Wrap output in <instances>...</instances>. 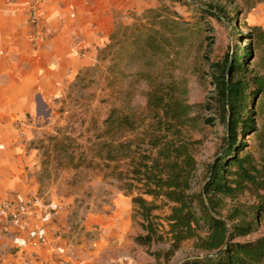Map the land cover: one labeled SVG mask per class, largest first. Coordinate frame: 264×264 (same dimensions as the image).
<instances>
[{
    "label": "rangeland",
    "instance_id": "374dc122",
    "mask_svg": "<svg viewBox=\"0 0 264 264\" xmlns=\"http://www.w3.org/2000/svg\"><path fill=\"white\" fill-rule=\"evenodd\" d=\"M113 1L115 8L107 25L101 26L96 43L86 47L90 51L88 62L66 84L60 96L48 103L38 100L36 110L22 118V150L31 156L37 196L53 205L50 209L45 207L51 221L42 215L40 227L64 251L53 254L56 264H70L65 259L79 264H181L196 252L193 241H186L172 256L166 255L170 251L167 203L158 201L159 207L154 212L159 239L149 247L136 244L135 237L144 232L141 221L134 215L130 196L119 190L115 181L104 179L95 170L72 169L63 160L57 164L52 157L62 156L46 149L48 138L68 135L81 143L93 133L92 128L87 131L91 122H95V128L100 127L112 107H124V112L141 116L149 90L147 84L141 79L121 77L120 89L127 93L109 100L105 77L112 61L119 59L122 64L117 69H124L127 74L144 68L142 62L133 61L136 57L131 45L152 35L154 42L166 51L152 61L151 71L157 76L184 81L188 102L195 106L189 113L186 134L196 141L193 189L198 191L206 167L220 150L224 136L222 127L211 122L217 109L211 106L213 85L207 82L209 68L220 63L226 54L232 55L251 45V56L245 64L247 72L264 75V43L257 41L252 31L257 27L264 32V0H192L195 4L188 3L189 0ZM217 6L222 11H213ZM197 7L210 9L213 14L200 12ZM118 42L122 45L113 48L114 56L103 52L107 45ZM100 52L103 53L99 55ZM261 104L262 98L256 101V108L260 109ZM257 123L264 124V112L259 111ZM45 153L51 157L47 169L50 176H41ZM242 201L249 199L245 197ZM263 233L264 220L260 230L246 240Z\"/></svg>",
    "mask_w": 264,
    "mask_h": 264
},
{
    "label": "trees",
    "instance_id": "16d2710c",
    "mask_svg": "<svg viewBox=\"0 0 264 264\" xmlns=\"http://www.w3.org/2000/svg\"><path fill=\"white\" fill-rule=\"evenodd\" d=\"M188 3L195 4L192 0ZM214 10L222 11L218 6ZM252 31L255 39L264 43V32L257 27ZM120 45L111 43L103 52L114 56L113 48ZM131 46L136 57L133 61L142 62L144 68L127 74L117 69L122 60L112 61L105 77L107 98L117 100L127 93L120 89L121 77L141 79L149 89L143 114L112 107L100 127L91 122L87 131L92 128L93 133L81 143L68 135L49 137L46 149L62 156L52 159L57 164L63 160L72 169L95 170L104 179L115 181L117 188L130 196L134 215L141 221L144 235L135 237L140 246L149 247L159 239L154 212L157 202L164 201L169 206L167 256L184 242L193 241L196 255L181 264H264V233L246 240L260 230L264 220V124L257 123L259 111L264 112V75L247 72L251 45L226 54L209 68L211 106L217 109L211 122L222 127L224 136L198 191L193 189L196 141L186 134L189 113L195 106L188 102L185 82L151 71L152 61L166 51L152 35ZM260 98L262 104L257 109ZM43 157L41 176H50V154ZM245 197L249 201H242Z\"/></svg>",
    "mask_w": 264,
    "mask_h": 264
},
{
    "label": "crops",
    "instance_id": "0c3cea01",
    "mask_svg": "<svg viewBox=\"0 0 264 264\" xmlns=\"http://www.w3.org/2000/svg\"><path fill=\"white\" fill-rule=\"evenodd\" d=\"M114 5L113 0H0V264H56L53 254L64 252L40 227L42 215L51 221L45 207L53 205L37 196L20 125L38 100L60 96L88 62L86 47L96 43ZM20 206L25 212L15 219Z\"/></svg>",
    "mask_w": 264,
    "mask_h": 264
},
{
    "label": "built area",
    "instance_id": "2783aa9c",
    "mask_svg": "<svg viewBox=\"0 0 264 264\" xmlns=\"http://www.w3.org/2000/svg\"><path fill=\"white\" fill-rule=\"evenodd\" d=\"M48 206V205H46ZM48 208L50 209V207L48 206ZM25 212V208L23 206L17 207V210L13 213V216L15 219H17L21 214H23ZM41 242H44L43 239H41Z\"/></svg>",
    "mask_w": 264,
    "mask_h": 264
}]
</instances>
